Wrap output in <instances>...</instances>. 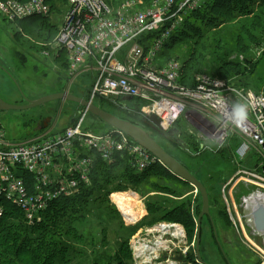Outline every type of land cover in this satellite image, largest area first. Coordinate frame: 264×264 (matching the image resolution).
<instances>
[{
  "label": "rangeland",
  "instance_id": "rangeland-1",
  "mask_svg": "<svg viewBox=\"0 0 264 264\" xmlns=\"http://www.w3.org/2000/svg\"><path fill=\"white\" fill-rule=\"evenodd\" d=\"M105 1L116 8L125 0ZM135 1L137 7L145 8L157 0ZM67 10L68 0H54L51 14L46 18L48 22L34 17L21 22L15 21V26L10 25L13 23H6L0 15V67H9V71L12 70L13 74L10 79L0 70V98L4 102L22 106L27 104L26 99L37 100L60 92L69 93L87 101L92 97L95 72L90 70L70 77L65 61L56 62L57 57L53 52L52 44L60 33ZM214 14L223 16L227 22L216 23V26L211 27L203 39L186 41L184 45L179 46V44L172 50L170 56L181 55L183 57L176 56L180 64L177 84L192 91L189 93L195 94L200 86L197 83V77L209 76L214 81L225 82L227 87H230L228 90L224 89L227 90V94L234 87L237 91L243 89L256 95L264 94V41H262L264 39H261L262 42L258 41V37L264 36V9L252 19L238 17L236 20H230L226 17V12L221 9H216ZM190 15L192 14L187 16L184 26ZM33 20L40 21L35 23ZM191 22L187 29L195 24V21ZM192 52L195 55L190 58ZM167 62L163 61V64ZM240 78L244 80H241L242 83L239 82ZM244 85L250 89L244 88ZM193 89L196 91L193 92ZM182 99L188 111L182 112L184 114L181 113V117L176 121L177 133L174 136L169 135L172 129L162 130L158 136L153 134L152 130L151 133L164 150L188 168L208 191L211 217L205 216L201 222L200 252L204 262L226 264L223 255H228L231 249L228 243L233 242L244 248L241 255L246 257L248 264H258L260 257L250 248L257 247L264 254V237L252 234L243 218L241 219L243 207H240L242 198L240 194L252 189V186L246 185L245 181L249 179L247 173L254 171L257 157L254 153L245 152L246 155H244L239 148L240 140L237 134L235 136L234 130L231 132L233 137L230 139L231 136H229V141L227 140L223 145L222 138L219 137L220 133L212 130V126L205 121L200 125L201 127L198 126L201 130L196 128L194 125L196 117L202 120L210 119L214 122L215 117L220 118L219 114L212 111L204 102H199L201 109L196 102H190L189 95H180L179 100ZM92 103L115 115L133 113L137 104V102H126L122 106L121 102H113L110 99L102 100L98 97H94ZM142 105L139 118L147 117L146 104ZM55 108H58V111L54 113L51 110ZM196 108L202 111L194 110ZM83 110V107L76 103L56 101L25 111H0V131L5 133L3 144H6V148L9 149L11 145L32 143L46 135L63 132L71 127H79L81 131L96 136L104 135L111 130V127L94 115L92 116L87 109ZM210 113H214L215 117L211 118ZM49 118L51 122L47 123ZM214 131L215 134H210ZM162 167L163 165L158 163L152 175L137 183L136 191L132 189L122 192L119 189L115 190L113 186L110 187L107 201L105 199L104 202L106 206L90 211V216L79 227L82 228L81 231L72 236V238L77 236L79 239L81 236L82 241L78 240L90 251L82 258V261L75 264L116 263L115 254L119 249V243L126 238H129L128 243L132 255L130 262L133 264L136 263L130 245L134 238L149 243L148 247L155 248V253H163L164 249L158 250V244H156L162 235L157 230L161 226L162 229L164 226L168 229L165 232L167 236L165 247L168 248L166 253L172 254L170 251L172 250L176 256L181 253V250L188 249L186 257L194 256L199 264L196 260V238L197 222L203 210V199L196 188L178 178L170 177L168 172L161 170ZM154 171H162L164 176H156ZM91 182L90 175L89 183L85 185L91 186ZM148 202H159L164 207L159 213L162 211L167 213L179 206L187 205L193 220L192 229L172 220L161 221L159 217L151 220L147 207ZM143 204L145 209H142ZM122 207L128 212L127 215L130 218L124 216L125 210ZM10 208L12 207L6 208V212H9L7 218L14 213L9 211ZM184 210L186 209H182L181 212ZM19 218L22 224L33 226L27 220L26 222L20 214ZM10 222L14 220L11 218ZM8 233L10 237L0 242L4 248L13 243V235L10 231ZM221 249L224 250L223 255ZM234 250L237 251V247ZM263 254L261 256L264 258ZM228 256L232 260L231 256Z\"/></svg>",
  "mask_w": 264,
  "mask_h": 264
},
{
  "label": "built area",
  "instance_id": "built-area-1",
  "mask_svg": "<svg viewBox=\"0 0 264 264\" xmlns=\"http://www.w3.org/2000/svg\"><path fill=\"white\" fill-rule=\"evenodd\" d=\"M207 2L157 0L151 6L140 8L135 0H125L115 8L105 0H68L60 33L52 44L53 52L57 58L65 53L70 77L90 70L95 72L90 102H94V97L121 102L122 106L126 102H144L147 120L152 115L158 116L163 131L174 128L176 121L188 111L184 99L179 100L180 95H189L190 102H196L201 109L199 102H204L219 114L220 118L209 114L215 117L214 122L224 124L225 131L227 127L230 133L234 130L244 155H256L254 171L247 173L249 179L245 184L264 191V94L237 91L235 87L227 94L230 87L209 76L197 77L200 86L192 94L177 84L180 73L177 59L164 65L157 61L165 44L182 29L187 16ZM50 14L51 7L45 0L0 1V15L10 23L47 18ZM148 34H157V37L148 42L144 38ZM237 103L246 105L247 122L228 124L232 107ZM204 121L212 124L208 119ZM4 134L0 131V219L11 206L19 209L30 224L41 223L43 213L52 203L76 194L82 184L89 183L94 164L89 153L99 154L104 161L112 160L116 153L126 154L140 172L161 164L118 130L96 136L71 127L32 143L11 145L9 149L3 144ZM157 230L162 235L156 244L164 252L155 253L156 249L148 247L149 243L134 238L130 246L136 264H194L186 257L188 249L176 256L172 250V254H167L165 232L168 229L161 226ZM179 256L183 262L176 261Z\"/></svg>",
  "mask_w": 264,
  "mask_h": 264
},
{
  "label": "trees",
  "instance_id": "trees-1",
  "mask_svg": "<svg viewBox=\"0 0 264 264\" xmlns=\"http://www.w3.org/2000/svg\"><path fill=\"white\" fill-rule=\"evenodd\" d=\"M18 1L28 3L29 0ZM45 1L52 9L54 0ZM216 9H221L222 11L224 10L226 12V17L230 20H236L238 17H247V19H252L257 17L260 11L264 9V0H208V2L200 10L194 12L188 17L185 26H183L179 32L175 33L167 44H165L159 57H157L159 65H164L163 61L167 62L171 59L183 58L181 55H176L179 58L176 56H170L172 50H174L177 45L180 44L179 46H182L184 45V42L189 40L199 41L207 35L211 27L216 26V23L227 22L226 19H223V16L214 14ZM219 18L220 20H218ZM39 19L41 21H47L46 18ZM40 20L33 21L36 23ZM192 20L195 21V24L192 25L190 29H187L189 28V24L192 23ZM156 37L157 34H148L144 36L145 40L150 42ZM261 39H264V36L258 37V41H261ZM193 55L195 54L192 52V56L190 58H193ZM57 59L56 62L60 60H62L61 62L65 61L66 64H64L68 69L64 52ZM241 80L244 81L240 78V83H242ZM244 88L250 89L247 88V85H244ZM135 102H137V104L133 113H119L120 115H116L123 119L132 121L133 123L138 122L136 124L144 126L145 122L148 121L147 118L145 116H143V118L138 117V115L141 114L140 106H143L142 104L144 102ZM83 109L86 110V108ZM122 115L124 117H122ZM175 126H177V124ZM111 131H115V129L111 127V130L106 134ZM152 132L153 134H157V136L160 135L159 132L153 130ZM178 132L179 134L181 133L180 130H178ZM234 140L236 141V139ZM89 155L94 160L93 170L91 171V186L82 184L76 194L70 197L61 198L52 203L43 213V221L41 223L33 226H29L24 223L22 224L19 214L25 221L26 219L23 216V213L15 207L9 209V211L14 212L11 216H8L7 218L6 216L9 212H6L4 217L0 219V242H4L10 237V235H8L9 231L13 235V243L9 244L7 248L0 245V264L79 263V261H82V258L87 256L90 251H88L86 246L81 244L79 241H82L81 236L80 239L77 236L72 238V236H74L75 233L77 234L78 231H81L82 228L79 227L82 226V223H84L86 218L90 216V211L92 212L98 207L106 206L104 202L105 199L107 201V193L111 190L110 187L113 186L115 187V190L118 191L119 189L122 192L132 189L135 190L137 183L141 180H146L149 175H152L151 173L153 169L157 167L156 165L146 171L139 172L131 164L130 158L126 154L116 153L110 161H104V159L96 153H89ZM156 170H158V168ZM161 170L168 172L170 177L177 178L164 166ZM153 173H155L156 176H164V172L162 171H154ZM19 174L25 175V172H19ZM26 179L30 182V178ZM28 186H30V183H28ZM247 192L248 191L245 190L240 195L246 194ZM111 206L114 208L113 205ZM108 207L109 204L107 208ZM147 207L151 220H155L156 217H159L161 218V221L172 220L175 223L178 222L184 224L188 229H192L193 225L191 222H193V220L187 205L179 206L167 213H165L166 211H162L163 214L159 213V211L164 209L159 202H148ZM182 209L186 210L181 212ZM11 218L14 222H10ZM75 239H79V242ZM128 241L129 238H126L123 239L122 243H119V249L117 250V254H115L116 263L114 264H133V262H130L132 261V255ZM189 258L194 264H198L197 261H195L194 256H190Z\"/></svg>",
  "mask_w": 264,
  "mask_h": 264
},
{
  "label": "water",
  "instance_id": "water-1",
  "mask_svg": "<svg viewBox=\"0 0 264 264\" xmlns=\"http://www.w3.org/2000/svg\"><path fill=\"white\" fill-rule=\"evenodd\" d=\"M128 101L132 100L131 98H127ZM63 101V102H73L76 103L83 108H86L89 113L99 118L106 125L112 127L113 129H117L118 131L124 133L128 137H130L134 142L141 145L148 152L154 155L161 164L168 169L173 175H175L180 180L192 185L194 188L198 190L203 199V210L197 222V238H196V252H197V260L199 264H207L204 262L200 252V244H201V222L205 216H210V200L209 194L203 183L193 175L188 168H186L182 163H180L175 157L170 155L164 148L157 142L151 133V130L160 132L162 131L161 120L158 116L152 115L149 117L148 121L145 122V125H138L129 121L127 119H123L117 115H114L100 106L93 104L92 102L87 101L84 98L60 92L57 94L48 95L37 100H27L26 105H11L4 102L0 98V111L6 110H15V111H25L34 109L37 107L45 106L48 103ZM177 133L175 128L170 130L169 135L174 136ZM260 194H257L254 197L245 198L242 200V218L245 221L246 226L251 230L253 235L264 237V192L259 190ZM259 198L262 202H254L252 204V199ZM176 261L183 262V257L179 256L176 258Z\"/></svg>",
  "mask_w": 264,
  "mask_h": 264
},
{
  "label": "flooded vegetation",
  "instance_id": "flooded-vegetation-1",
  "mask_svg": "<svg viewBox=\"0 0 264 264\" xmlns=\"http://www.w3.org/2000/svg\"><path fill=\"white\" fill-rule=\"evenodd\" d=\"M1 69V71H2V73H4V74H6V71H7V69L5 68V67H0ZM7 75V74H6ZM8 76V75H7ZM9 78H10V76H8ZM51 111H53L54 113L55 112H57L58 111V108H55L54 110L52 109ZM51 122V118H49V120H48V122L47 123H50ZM45 126H46V124H45ZM248 192L246 193V194H243V195H241L242 196V198H244V197H246L247 196V194L250 192L249 190H247ZM246 195V196H245ZM215 235H216V233H215ZM217 236V235H216ZM229 245H230V247H231V249L228 251V255H230L231 256V259L233 260H230V257L228 256H226L225 254H224V250L223 249H221V252H222V255L224 256V258L226 259L225 261H226V264H233V262H234V264H248L247 262H248V260H246V257L244 256V255H241V253H242V251L244 250V248H242V246L241 245H237L236 243H233V242H229L228 243ZM245 245H247L246 243H244ZM228 245V246H229ZM248 246V245H247ZM255 246V245H254ZM237 247V251L236 250H234L235 248ZM247 248V247H246ZM249 249V248H248ZM250 250H252L253 251V253H255V254H257L259 257H260V263H258V264H264V258L261 256L262 254H263V252L261 251V249H259V248H257V247H253V249L252 248H250ZM264 255V254H263ZM202 256V255H201ZM190 259V258H189ZM202 259H203V256H202ZM204 260V259H203Z\"/></svg>",
  "mask_w": 264,
  "mask_h": 264
},
{
  "label": "bare ground",
  "instance_id": "bare-ground-1",
  "mask_svg": "<svg viewBox=\"0 0 264 264\" xmlns=\"http://www.w3.org/2000/svg\"><path fill=\"white\" fill-rule=\"evenodd\" d=\"M52 10V9H51ZM250 112H251V110H250ZM168 115L166 114V117H167ZM197 119L195 120V122H194V125L196 126V128H198L199 130H201L198 126H200V125H202V123L204 122V120H202V118H200V117H196ZM210 120V119H209ZM211 121V120H210ZM228 124H230V123H232L233 121L231 120V118L230 119H228ZM247 122V120H245L244 121V123H246ZM211 126H212V128L215 130V131H218L220 134H222V132L224 133V134H222V135H219V137L220 138H222V141H223V145L227 142V140L229 139V136H231L230 137V139L233 137L231 134L232 133H230L229 132V130H228V127H227V130L225 131V126H224V124H220L219 122H213V121H211ZM201 127V126H200ZM115 130H117V129H115ZM203 131V130H202ZM111 132H113V131H111ZM110 132V133H111ZM204 132V131H203ZM217 132V133H218ZM218 133V134H219ZM210 134H212V133H210ZM215 134V133H214ZM229 141V140H228ZM9 143H10V141H8ZM11 144V143H10ZM259 190H261V189H257L256 187H252V189H251V191L247 194V196L246 197H244V198H241V202H240V207H243L244 208V205H242V200L243 199H245V198H247L248 196V198H250V197H254V196H256L257 194H260V191ZM262 191V190H261ZM264 192V191H263ZM247 198V199H248ZM247 199H245V200H247ZM135 200H137V198H135ZM254 202H257V203H259V202H262L261 200H259V198H254V199H252V204L254 203ZM139 203V202H138ZM240 207H238V208H240ZM124 207H122V209H123ZM123 210H125V209H123ZM127 211L125 210V216L126 217H128V218H130L128 215H127ZM124 214V213H123ZM241 219H242V217H241ZM131 221H132V219H130ZM172 231V230H171Z\"/></svg>",
  "mask_w": 264,
  "mask_h": 264
},
{
  "label": "clouds",
  "instance_id": "clouds-1",
  "mask_svg": "<svg viewBox=\"0 0 264 264\" xmlns=\"http://www.w3.org/2000/svg\"><path fill=\"white\" fill-rule=\"evenodd\" d=\"M231 120L237 124L241 125L247 119V107L244 104H234L230 113Z\"/></svg>",
  "mask_w": 264,
  "mask_h": 264
},
{
  "label": "crops",
  "instance_id": "crops-1",
  "mask_svg": "<svg viewBox=\"0 0 264 264\" xmlns=\"http://www.w3.org/2000/svg\"><path fill=\"white\" fill-rule=\"evenodd\" d=\"M18 22H21V21H18ZM6 23H7V21H6ZM8 23L10 24V22H8ZM15 23H16V22H15ZM15 23L10 24V25L15 26V25H16ZM3 67H4V66H3ZM5 68L7 69L6 74H7V75L9 74L8 76H10V79H12V75H13V74L11 73L12 70L9 71V69H8L9 67H5ZM0 69H1V68H0ZM144 207H145V206H144V204H143V208H142V209H145Z\"/></svg>",
  "mask_w": 264,
  "mask_h": 264
}]
</instances>
